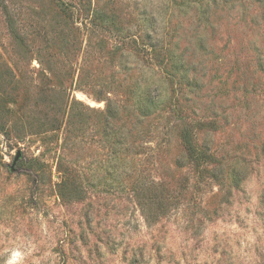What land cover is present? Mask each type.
<instances>
[{
    "label": "rangeland",
    "instance_id": "1",
    "mask_svg": "<svg viewBox=\"0 0 264 264\" xmlns=\"http://www.w3.org/2000/svg\"><path fill=\"white\" fill-rule=\"evenodd\" d=\"M263 6L0 0V264H264Z\"/></svg>",
    "mask_w": 264,
    "mask_h": 264
},
{
    "label": "trees",
    "instance_id": "2",
    "mask_svg": "<svg viewBox=\"0 0 264 264\" xmlns=\"http://www.w3.org/2000/svg\"><path fill=\"white\" fill-rule=\"evenodd\" d=\"M251 1L264 2V0H251ZM260 13L264 15V6H263V10ZM262 15H261V20H262ZM261 58L263 59V57L261 56L258 57L257 59V62H259V64L262 63ZM173 68L174 69H172V71L173 70L176 71L177 69H179L176 66H173ZM194 80L195 81H193L194 83L192 84L193 86L196 85L195 83H198L199 79L195 77ZM111 104H112L111 101L107 104V112L110 113L111 111L114 112V108H115L112 107L113 105ZM162 104L163 101L160 100L157 96H154L152 94L146 96L145 100L142 102L144 109H146L145 114L148 115H151V113L154 112L157 108L161 107ZM88 109L90 108L88 107ZM210 123L211 122H208V124ZM180 137L182 139L183 148H184L183 157L181 158V160L190 163L194 167V169L199 173L200 176H203L205 173H210L212 177H216L217 170L223 168L222 157L219 158L217 152L210 146H206L198 142L197 130L193 122L183 121L182 128L180 131ZM181 165L184 164L182 163L180 164V166ZM230 175H231V182L234 184L235 187H238L242 181L240 174L231 171ZM164 187H165L164 182L160 183L154 181H152L150 185L145 186L149 194V201L146 203V207L144 209V215L149 224L158 222L160 216L162 215V211L165 208V206H163L164 205L163 198L166 199V196L163 194V192H165ZM158 190H161L162 192L157 193Z\"/></svg>",
    "mask_w": 264,
    "mask_h": 264
},
{
    "label": "water",
    "instance_id": "3",
    "mask_svg": "<svg viewBox=\"0 0 264 264\" xmlns=\"http://www.w3.org/2000/svg\"><path fill=\"white\" fill-rule=\"evenodd\" d=\"M19 156H20V154L18 153V154L16 155V157H15V160H14L13 165L15 164V162L17 161V159L19 158Z\"/></svg>",
    "mask_w": 264,
    "mask_h": 264
}]
</instances>
